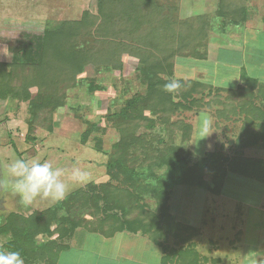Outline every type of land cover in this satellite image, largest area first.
<instances>
[{"label":"trees","instance_id":"1","mask_svg":"<svg viewBox=\"0 0 264 264\" xmlns=\"http://www.w3.org/2000/svg\"><path fill=\"white\" fill-rule=\"evenodd\" d=\"M96 2L97 13L85 10L77 20H62L54 28L46 25L36 36L25 34L28 42L23 46L10 48L11 61H0V100L26 102L32 115L29 130L33 131L39 113L47 112L50 119L51 111L64 104L63 91L74 84L85 65L105 63L120 69L122 52L138 58L136 71L144 92L125 99L118 110L105 115L119 134L106 163L109 180L72 191L50 208L26 216L7 212L0 222V237L6 236L0 241V251L20 252L24 264H55L66 240L83 227L104 237L122 231L140 233L162 248V264H198L199 253L190 241L196 229L177 221L169 211L172 190L185 185L218 195L228 173L264 183V159L245 156L242 151L259 144L264 147V124L256 127L251 121L264 120V110L245 101V96L242 102L231 104L228 111L243 113L249 125L237 138L235 153L208 152L188 164L182 147L172 142L170 117L178 109L201 107L195 94L212 88L198 80L181 79L173 92L164 86L174 82L173 58L178 52L188 49V55L206 58V49L202 53L197 50L207 40L209 18L176 20L163 13L158 0ZM236 2L218 1L216 14L226 27L247 20L246 7ZM87 37L92 39L90 47L76 46L77 40ZM240 78L248 89L258 86V95L264 97V83L248 76L244 67ZM30 87L36 88L35 96ZM100 88L90 81L87 91ZM250 92L245 94L250 96ZM141 127L146 133L138 132ZM184 127L189 128L179 126ZM103 129L91 122L80 140L86 141L93 130ZM168 131L170 137H165ZM146 198L154 202V208L147 207ZM80 208L88 209L89 219L77 214ZM38 235L47 239L37 243ZM169 237L175 239V245H168Z\"/></svg>","mask_w":264,"mask_h":264},{"label":"rangeland","instance_id":"2","mask_svg":"<svg viewBox=\"0 0 264 264\" xmlns=\"http://www.w3.org/2000/svg\"><path fill=\"white\" fill-rule=\"evenodd\" d=\"M218 1L158 0L163 13L170 14L176 20L186 21L200 16L209 18L207 40L197 50L202 53L206 49V58L190 56L188 49L178 52L173 58L171 78L174 82L179 79L198 80L212 88L211 92L204 89L195 94L201 107L178 109L170 117L172 142L182 147L188 164L194 163L208 152L217 151L224 155L235 153L237 138L244 127L249 125L246 124L243 113L232 114L228 111L231 104L242 102L245 96V101H252L255 108L262 107L264 110V97L258 95V86L248 89L240 78V69L244 67L248 76L264 83V72L261 71L264 65V0H237L236 5L246 7L247 20L227 27L223 25L225 20H221L216 14ZM96 4V0H0V61H11L10 48L16 49L27 43L25 34H38L46 25L58 26L62 20H77L85 10L97 13ZM91 45L90 37L76 41V46ZM216 56L233 62L237 67L224 64L225 67L215 68ZM119 59L122 62L120 69L105 63L85 65L76 76L74 84L63 91L64 104L51 111L50 119L47 112L39 113L33 131L29 130L32 115L26 102L0 100V166L1 178L5 182V189L0 190L4 195L0 222L9 211L26 216L33 211L50 208L57 202L50 198H38L27 206L21 202L20 197L7 187L13 180L8 166L16 159L29 163L39 159L40 162L51 163L54 169H63L61 179L69 185L68 194L77 189L86 190L91 183L98 185L109 180L106 163L119 134L111 121L105 119V115L109 110H118L125 99L142 93L145 89L137 76L138 58L122 52ZM90 81L103 89L87 91ZM29 91L35 96V87H30ZM247 91H252L250 96L245 94ZM201 112H207L213 117L215 132L200 140L197 146L192 143ZM251 121L256 127L260 122L261 125L264 124L261 119L252 118ZM91 122H97V127L104 129L93 130L86 141H81L80 134ZM180 125H188L189 128L181 129ZM138 132L146 133V130L141 127ZM169 133L168 131L164 136L170 137ZM208 144H211L210 149L206 147ZM242 151L245 156L264 159V147L261 144L243 148ZM75 169L88 173L86 181L79 182L72 178ZM206 178L209 180L208 176ZM145 201L148 203L147 207L154 208L155 204L151 199L146 198ZM169 211L177 221L196 229L190 241L199 253L198 264H239L243 253H248L250 258L257 256L255 264H264V183L228 173L218 195L201 188L178 185L172 190ZM77 214L90 218L87 208L78 209ZM79 228L85 230L83 227ZM79 235L81 234H77L75 238ZM127 235V239L135 241L132 244L135 248L130 250L137 256V262L145 257L152 264L157 262L154 248L151 252H140L139 240L142 236L150 243L146 236L140 233ZM5 239L6 236L0 237L1 242ZM35 239L39 243L45 241L47 236L38 235ZM88 240L89 238L86 239ZM75 241L72 240L70 244ZM88 243L90 245H86L90 250H102L104 247L105 250L108 249L107 245L99 246L95 238H91ZM167 243L170 246L176 244L172 237H169ZM159 249L162 251L161 247Z\"/></svg>","mask_w":264,"mask_h":264},{"label":"clouds","instance_id":"3","mask_svg":"<svg viewBox=\"0 0 264 264\" xmlns=\"http://www.w3.org/2000/svg\"><path fill=\"white\" fill-rule=\"evenodd\" d=\"M165 89L169 92L177 90L180 85L177 82L167 83ZM214 127L213 117L207 112H201L197 118L195 137L192 144L198 146L200 140L211 136ZM209 149L211 144L206 145ZM8 172L13 178L7 187L20 197L24 205H31L34 201L50 198L52 201L63 200L68 192L69 185L61 179L64 170L47 161L40 162L34 159L30 163L22 159H16L8 166ZM88 173L75 169L72 178L79 182L86 181ZM5 189V182L0 178V190ZM0 264H24V259L18 251H0Z\"/></svg>","mask_w":264,"mask_h":264},{"label":"crops","instance_id":"4","mask_svg":"<svg viewBox=\"0 0 264 264\" xmlns=\"http://www.w3.org/2000/svg\"><path fill=\"white\" fill-rule=\"evenodd\" d=\"M254 37L256 38L255 35ZM214 63L215 68L218 69L220 68V66L225 67L228 65L237 67V65L233 64V62H230L228 60H221L218 56H216ZM261 71L264 72V65H262ZM79 233L81 235L75 238ZM127 233L129 234V232L126 231L116 232L111 237H104L100 233L89 232L81 228H76L72 235L66 240V247L58 253L55 264H152L149 260H147L148 258L146 257L137 262V256L131 253V250L135 248L132 245L135 241H133L134 239H127ZM87 238H89L88 241H86ZM91 238H95L99 246L100 244L107 245L108 249L105 250V247L102 250L95 248H91L92 250L88 249L87 245H90L88 242L91 241ZM76 239L77 241H75ZM72 240L75 241L76 244H74L75 242H73V244H70ZM79 240L80 242H78ZM139 243L140 252H151L154 248V252L157 257V262L154 264H162V251L159 249V246L155 245L152 242L148 243V241L143 239V236L142 239L139 240ZM254 256L250 258L248 256V253H246L245 255L243 253L239 264H245V260H247L246 264H255L256 261L254 259L257 256ZM251 260L253 261L251 262Z\"/></svg>","mask_w":264,"mask_h":264},{"label":"water","instance_id":"5","mask_svg":"<svg viewBox=\"0 0 264 264\" xmlns=\"http://www.w3.org/2000/svg\"><path fill=\"white\" fill-rule=\"evenodd\" d=\"M0 178H1V173H0ZM1 193V192H0ZM3 197L1 196L0 194V208L3 209L4 208V205H3Z\"/></svg>","mask_w":264,"mask_h":264},{"label":"flooded vegetation","instance_id":"6","mask_svg":"<svg viewBox=\"0 0 264 264\" xmlns=\"http://www.w3.org/2000/svg\"><path fill=\"white\" fill-rule=\"evenodd\" d=\"M0 173H1V166H0ZM0 194H1V196H2V195H3V192H1ZM3 196H4V195H3ZM3 196H2V197H3ZM3 201H4V197H3Z\"/></svg>","mask_w":264,"mask_h":264}]
</instances>
